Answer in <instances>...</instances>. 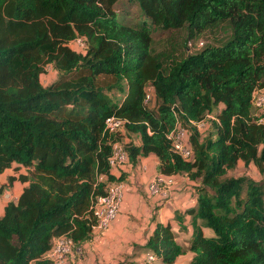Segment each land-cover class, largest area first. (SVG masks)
Here are the masks:
<instances>
[{
	"label": "trees",
	"instance_id": "1",
	"mask_svg": "<svg viewBox=\"0 0 264 264\" xmlns=\"http://www.w3.org/2000/svg\"><path fill=\"white\" fill-rule=\"evenodd\" d=\"M122 1L0 0V176L27 170L0 217V264H51L61 236L83 251L94 204L124 179L111 173L116 142L129 164L153 154L159 174L194 183L196 205L182 214L193 226L188 246L158 224L149 264L189 252V264H264V183L229 176L239 163L264 167V114L252 103L264 89V0H136L134 24L121 19ZM227 28V39L185 57L153 47V30L186 29L196 40ZM77 38L82 51L71 47ZM48 65L58 78L44 86ZM175 112L183 122L215 117L206 134L191 131L190 162L167 139ZM109 117L123 128L108 131Z\"/></svg>",
	"mask_w": 264,
	"mask_h": 264
},
{
	"label": "crops",
	"instance_id": "2",
	"mask_svg": "<svg viewBox=\"0 0 264 264\" xmlns=\"http://www.w3.org/2000/svg\"><path fill=\"white\" fill-rule=\"evenodd\" d=\"M135 143L139 144L140 140L137 138ZM111 173L115 177L124 175L119 213L108 229L94 230L93 238L82 245V254L70 258L67 264H149L145 245L158 224H170L178 243L188 246L193 226L191 218L182 214L196 205L194 183L175 176L176 182L181 179L171 199L151 195L148 186L159 174V160L153 154L139 157L135 165L112 169ZM176 213L183 217L181 225L175 220ZM3 214L4 209L0 217ZM192 258L193 253L189 252L180 256L175 264H189Z\"/></svg>",
	"mask_w": 264,
	"mask_h": 264
},
{
	"label": "built area",
	"instance_id": "3",
	"mask_svg": "<svg viewBox=\"0 0 264 264\" xmlns=\"http://www.w3.org/2000/svg\"><path fill=\"white\" fill-rule=\"evenodd\" d=\"M74 44L82 48L85 47V43L81 38H77ZM150 99L151 96L148 94L146 102H149ZM252 103L258 113L264 114V89L258 90L253 94ZM175 116L176 125L167 134V139L171 144L172 152L182 157L185 161L190 162L193 159V150L189 139L191 131L198 130L200 132L207 122H211L215 117L213 114H209L200 122H193L191 120L183 122L179 113L175 112ZM259 123L264 126V117L259 119ZM123 126L124 121L117 117H109L106 120V129L110 132L119 131ZM109 161L112 169L121 168L129 164V158L122 143L116 142L113 144L112 155ZM176 185L175 176L158 174L150 182L148 190L151 195H161L165 200H169L174 195ZM123 192L124 185L122 183L111 184L108 187L106 195L97 200L93 206L94 216L97 219L94 230L104 231L115 221L121 207ZM81 254V249H76L71 239L61 236L55 240L52 250L47 255V259L51 264H67L68 259ZM147 259L149 262L154 261V257L151 255Z\"/></svg>",
	"mask_w": 264,
	"mask_h": 264
},
{
	"label": "rangeland",
	"instance_id": "4",
	"mask_svg": "<svg viewBox=\"0 0 264 264\" xmlns=\"http://www.w3.org/2000/svg\"><path fill=\"white\" fill-rule=\"evenodd\" d=\"M119 9L121 19L123 21H128L132 24L140 22L142 16L140 14L139 5L136 0H124L116 6ZM231 31L227 29H221L216 34H205L201 38L192 40L189 38L186 29L176 30L172 32H162L159 30H153L154 38V49L157 52H165L168 55L174 57H185L191 54H196L200 52L204 47L214 44H219L229 35ZM75 50L82 51L83 48L75 44L71 45ZM58 78V74L52 65L45 67V71L41 76V82L44 86H49L55 82ZM152 108L154 106V101L148 103ZM210 122H207L206 126L200 130L202 135L206 134L209 130ZM126 136V137H125ZM124 143L131 142V140H137L136 137H130L124 135ZM26 168H21L19 170L9 169L4 174L0 176V186L2 187V193L0 195V214L2 213L5 205L14 201L23 189V185L19 182V176L25 173ZM230 177H248L256 182L264 183V167L263 169L250 164L245 166L243 163H239L236 169L230 171ZM13 179L12 186H8L9 179ZM180 179L177 180V185L180 184ZM176 180V179H175ZM70 260V259H68Z\"/></svg>",
	"mask_w": 264,
	"mask_h": 264
}]
</instances>
